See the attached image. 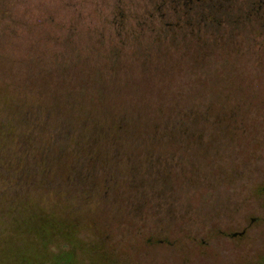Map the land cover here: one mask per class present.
<instances>
[{"label": "rangeland", "instance_id": "1", "mask_svg": "<svg viewBox=\"0 0 264 264\" xmlns=\"http://www.w3.org/2000/svg\"><path fill=\"white\" fill-rule=\"evenodd\" d=\"M206 5L0 0V264H242L243 220L264 238V0Z\"/></svg>", "mask_w": 264, "mask_h": 264}, {"label": "flooded vegetation", "instance_id": "2", "mask_svg": "<svg viewBox=\"0 0 264 264\" xmlns=\"http://www.w3.org/2000/svg\"><path fill=\"white\" fill-rule=\"evenodd\" d=\"M256 222L257 220L255 218H252L249 221L243 220L241 229L229 237L231 240L236 239V242L234 243L237 245V251L238 253H243L242 255L244 258L242 259V264H264V255H260L259 251L255 252L256 245L262 244L264 238L258 237L257 233L254 232L248 234L249 229ZM225 251L226 248H224V252ZM209 263L215 264L213 258Z\"/></svg>", "mask_w": 264, "mask_h": 264}, {"label": "trees", "instance_id": "3", "mask_svg": "<svg viewBox=\"0 0 264 264\" xmlns=\"http://www.w3.org/2000/svg\"><path fill=\"white\" fill-rule=\"evenodd\" d=\"M180 2L182 3V5L184 6H190V5H194V6H205L206 8H211L208 7L206 4H208V2L210 3V0H180Z\"/></svg>", "mask_w": 264, "mask_h": 264}]
</instances>
